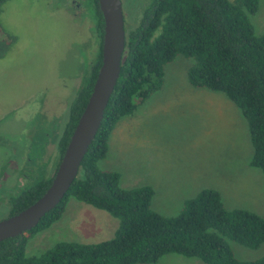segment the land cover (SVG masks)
<instances>
[{"label":"rangeland","instance_id":"rangeland-1","mask_svg":"<svg viewBox=\"0 0 264 264\" xmlns=\"http://www.w3.org/2000/svg\"><path fill=\"white\" fill-rule=\"evenodd\" d=\"M81 1V9L70 0H6L1 6L0 38L10 44L0 57V220L9 216L5 195L18 192L9 190V171L11 185H18L15 168L21 174L19 167H32L34 176L42 165L46 174L54 171L58 134L98 46L89 0ZM123 1L130 29L138 23L142 0ZM250 20L255 34L264 33V0H258ZM191 63L180 55L165 65L162 88L118 121L98 166L119 172L122 188L151 185V207L162 215L178 214L183 200L202 188L217 189L228 209L263 215L264 177L249 164L246 121L222 92L189 84ZM117 226L107 211L69 197L61 216L27 239L25 253L38 255L59 241L106 240ZM228 242L241 260L264 256V243L251 249ZM152 264L206 263L168 253Z\"/></svg>","mask_w":264,"mask_h":264},{"label":"trees","instance_id":"trees-1","mask_svg":"<svg viewBox=\"0 0 264 264\" xmlns=\"http://www.w3.org/2000/svg\"><path fill=\"white\" fill-rule=\"evenodd\" d=\"M5 1L0 0V11ZM89 3L98 46L69 105L54 171L48 175L39 166L37 176L30 175V182L10 198L9 215L45 191L92 91L101 65L104 23L98 0ZM257 9L258 0H148L136 25L127 29L124 22L120 74L77 176L35 226L0 241V264H152L168 253L206 264H264V256L237 258L228 242L258 248L264 243V214L228 209L217 189L202 188L183 200L178 214L162 215L151 207V185L122 188L119 172L98 166L118 121L162 88L165 65L182 55L192 59L187 68L191 86L222 92L240 110L252 147L249 164L264 177V33L255 34L250 20ZM9 44L0 38V57ZM69 197L116 217L113 236L93 243L59 241L38 255H26L27 239L56 221Z\"/></svg>","mask_w":264,"mask_h":264},{"label":"water","instance_id":"water-1","mask_svg":"<svg viewBox=\"0 0 264 264\" xmlns=\"http://www.w3.org/2000/svg\"><path fill=\"white\" fill-rule=\"evenodd\" d=\"M98 5L104 23L102 58L90 96L49 185L35 201L0 220V241L31 229L60 202L77 176L83 156L99 128L104 109L120 74L125 29L121 0H98Z\"/></svg>","mask_w":264,"mask_h":264},{"label":"flooded vegetation","instance_id":"flooded-vegetation-1","mask_svg":"<svg viewBox=\"0 0 264 264\" xmlns=\"http://www.w3.org/2000/svg\"><path fill=\"white\" fill-rule=\"evenodd\" d=\"M122 1V8H123V10H124V1L123 0H121ZM70 2L72 3V4H74V6H75V8L76 9H81L82 7H83V3H82V1L81 2H77V0H70ZM148 3V0H142V9H141V12H140V16H141V14H142V11H143V9H144V7L146 6V4ZM84 13V12H83ZM123 17H124V11H123ZM124 22H125V19H124ZM125 26H126V24H125ZM36 131V132H35ZM37 129H35L34 130V132H35V134H37ZM34 132H33V135L30 137V141L35 137V134H34ZM59 135H60V133L58 134V137H57V140H56V150H57V143H58V139H59ZM25 140H26V138H25ZM29 141V142H30ZM42 145L43 144H41V147H42ZM47 144H45V147H47L46 146ZM57 152H58V150H57ZM29 159L30 160H32L33 158L31 157V156H29ZM43 166V165H42ZM42 166H40L41 168H42ZM16 168L14 169V173H16V175L18 174V179H17V183H18V185H11V178H12V176H11V171H9L8 172V174H7V176L5 177V178H7V181H9V186L11 187V189H9V190H13V189H15V190H17V191H19L20 189H21V187L22 186H25L26 184H28L29 182H30V175H32L33 173V169H32V167H31V169H29V171H25V169H23V167H19V169L18 170H20V172H21V174H19V173H17L16 172ZM45 172H46V170H45ZM6 173V172H5ZM4 177V176H3ZM27 180V181H26ZM3 181H4V178H1L0 179V186H4V184H3ZM3 184V185H2ZM17 193V192H16ZM10 198L11 197H9L8 195H5V201H6V203H8L9 204V200H10Z\"/></svg>","mask_w":264,"mask_h":264},{"label":"crops","instance_id":"crops-1","mask_svg":"<svg viewBox=\"0 0 264 264\" xmlns=\"http://www.w3.org/2000/svg\"><path fill=\"white\" fill-rule=\"evenodd\" d=\"M226 97V96H225ZM226 99H228L227 97H226ZM229 100V99H228ZM230 101V100H229ZM240 111V110H239ZM241 113V112H240ZM240 115V114H239ZM250 161V160H249ZM251 166V165H250ZM253 167V166H252ZM258 169V168H257ZM250 173H256V172H251L250 171ZM192 197V196H191ZM63 213V212H62Z\"/></svg>","mask_w":264,"mask_h":264}]
</instances>
